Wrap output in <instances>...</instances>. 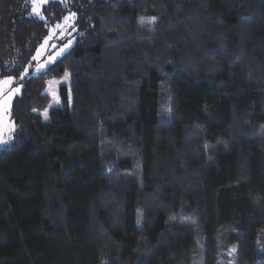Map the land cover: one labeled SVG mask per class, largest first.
I'll use <instances>...</instances> for the list:
<instances>
[{
    "label": "trees",
    "instance_id": "trees-1",
    "mask_svg": "<svg viewBox=\"0 0 264 264\" xmlns=\"http://www.w3.org/2000/svg\"><path fill=\"white\" fill-rule=\"evenodd\" d=\"M29 10L0 0V79L20 87L0 149V264H218L231 247L235 264H264V0ZM68 13L73 44L32 74Z\"/></svg>",
    "mask_w": 264,
    "mask_h": 264
},
{
    "label": "rangeland",
    "instance_id": "rangeland-1",
    "mask_svg": "<svg viewBox=\"0 0 264 264\" xmlns=\"http://www.w3.org/2000/svg\"><path fill=\"white\" fill-rule=\"evenodd\" d=\"M50 1H59V0H44L43 3H40V0H37V6L40 9V15H32V7L30 0L29 7L30 10L28 12V15L34 18H38L41 20L45 19V16L42 12V8L44 5H46ZM74 13H68L65 17H70L71 19L65 23L64 18L61 22L57 23L62 25V28H57L56 25H53L50 27L47 38L44 40L43 44L39 47L37 50L33 60H34V68L32 71V74H37L38 72H41L45 70L48 66H50L52 63H54L63 53H65L73 44V39L71 35L74 32V21H75V14ZM44 17L43 19L41 18ZM148 20L144 18L143 22H147ZM53 29H55V32L53 33ZM47 40V43L45 41ZM43 66V67H41ZM60 86H66L68 88V78L66 76H63L61 78H53L49 79L46 83L45 91L51 98V105L50 106H59L60 105V99L58 96V89ZM15 89H20V87H11L9 90H7L5 93H3L0 98L7 99L10 97V100L6 106V111L0 112V139H3L5 143H0V149L6 145L9 144V140L15 131L16 127L14 124V121L11 119L10 111H11V105L14 97L18 95V92H15ZM48 108L40 114L44 119L45 113L47 114ZM236 249L235 247L229 248L227 251H220L218 253V264H235L234 256H235ZM197 264V262H196Z\"/></svg>",
    "mask_w": 264,
    "mask_h": 264
},
{
    "label": "snow or ice",
    "instance_id": "snow-or-ice-1",
    "mask_svg": "<svg viewBox=\"0 0 264 264\" xmlns=\"http://www.w3.org/2000/svg\"><path fill=\"white\" fill-rule=\"evenodd\" d=\"M43 2H44V0H40V3H43ZM30 3H31V7H32V13L31 14L39 16L40 15V9L37 6V0H30ZM41 18L43 19L44 17L41 16ZM70 19H71L70 17H65L64 18L65 23H67ZM154 19L155 18H152L153 21H154ZM143 20H144V18L141 17V22H143ZM56 27L57 28H62V25L57 24ZM52 31L54 33L55 29H53ZM45 43H47V40L45 41ZM41 67H43V66H41ZM11 83H12L11 79H8V80H5V81H0V86L9 85ZM14 91L18 92L19 89H15ZM2 92H3V87H0V93H2ZM9 100H10V97H8L7 99L0 98V112L6 111V106H7L8 102H9ZM44 115H45V118H47L46 113ZM0 143H5V141L3 139H0Z\"/></svg>",
    "mask_w": 264,
    "mask_h": 264
},
{
    "label": "crops",
    "instance_id": "crops-1",
    "mask_svg": "<svg viewBox=\"0 0 264 264\" xmlns=\"http://www.w3.org/2000/svg\"><path fill=\"white\" fill-rule=\"evenodd\" d=\"M9 78H6V79H0V81H5V80H8ZM12 80V79H11ZM12 84V83H11ZM11 84L9 85H3V86H0V87H3V92L0 93V96L5 93L7 90H9L11 88Z\"/></svg>",
    "mask_w": 264,
    "mask_h": 264
}]
</instances>
